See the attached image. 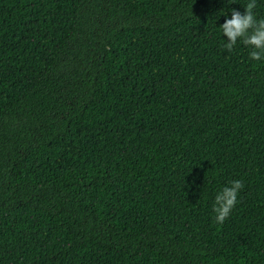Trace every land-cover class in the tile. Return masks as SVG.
<instances>
[{"label": "trees", "instance_id": "16d2710c", "mask_svg": "<svg viewBox=\"0 0 264 264\" xmlns=\"http://www.w3.org/2000/svg\"><path fill=\"white\" fill-rule=\"evenodd\" d=\"M249 2L0 0V264H264Z\"/></svg>", "mask_w": 264, "mask_h": 264}, {"label": "clouds", "instance_id": "9594fccd", "mask_svg": "<svg viewBox=\"0 0 264 264\" xmlns=\"http://www.w3.org/2000/svg\"><path fill=\"white\" fill-rule=\"evenodd\" d=\"M257 0H250L244 7V13L232 9L231 18L221 25L227 42L224 44L228 52H232L238 41L251 49L249 58L252 61L264 60V18L257 19L254 9ZM245 187L241 180L231 181L229 186L222 188L215 197L213 211L215 223L223 224L238 203V196Z\"/></svg>", "mask_w": 264, "mask_h": 264}]
</instances>
